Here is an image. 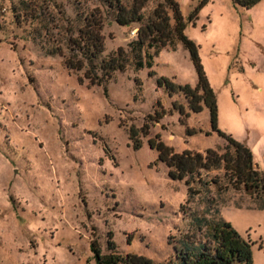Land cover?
<instances>
[{"label": "rangeland", "instance_id": "rangeland-1", "mask_svg": "<svg viewBox=\"0 0 264 264\" xmlns=\"http://www.w3.org/2000/svg\"><path fill=\"white\" fill-rule=\"evenodd\" d=\"M109 1L116 0H0V264H97L92 244L108 253L109 241L120 254L162 262L182 235L197 234L194 218L215 209L251 243V264H264V208L231 187L221 169L193 175L191 193L149 144L221 152L219 130L245 143L264 172V91H254L264 80L255 43L264 39V0L248 9L208 0L192 19L201 0H176L215 95L216 128L204 104L193 112L181 91L158 83L196 84L180 41L155 54L144 47L143 60L152 54L147 62H128L102 85L88 86L78 80L82 70L64 66L67 39L90 13L101 21V56L135 37L137 24L116 23ZM133 1L117 0L125 8ZM138 1L145 19L162 2Z\"/></svg>", "mask_w": 264, "mask_h": 264}, {"label": "trees", "instance_id": "trees-1", "mask_svg": "<svg viewBox=\"0 0 264 264\" xmlns=\"http://www.w3.org/2000/svg\"><path fill=\"white\" fill-rule=\"evenodd\" d=\"M208 0H201L191 11L188 19L195 17L198 7ZM242 8H249L260 0H230ZM114 7L113 20L120 25L136 23L135 37L126 43V48L118 46L112 54L101 56L103 52V37L100 33L101 21L96 14L90 13L82 17V25L77 28L74 37H68V54L63 56L64 66L71 71L82 70L78 76L80 82L85 81L88 86L102 85L115 70L123 71L128 62L134 68H139L152 54L142 49L153 48L155 54L159 48L173 45V39L180 41L188 52L196 72V84L175 85L165 78H159L158 83H163L169 91H181L189 109L198 112L204 104L209 111L210 122L215 127L216 103L215 95L209 87L205 74L199 63L197 44L187 38L183 33L185 22L179 13L176 0H162L153 10L152 17L144 18L139 12L142 2L133 1L132 5L125 8L110 1L107 7ZM168 9L171 13L172 25H169ZM144 61V62H143ZM218 134L226 140L221 152L214 148L201 151L183 150L174 152L160 140H150L158 152V158L168 168L171 179H183L189 186L191 193L195 192L190 187L193 175L199 171L221 169L226 175V181L235 189H243L250 195L251 203L264 208V172L254 164L250 148L243 142L233 139L219 130ZM146 132V129L145 131ZM132 147L138 148L140 141L137 138V129L129 128ZM200 182L199 179L195 180ZM205 183V182H203ZM197 192V191H196ZM197 234L182 235L181 245L175 248L173 255L162 262H154L148 257L134 253L120 254L114 251V244L109 241L108 253H101L93 243L92 249L97 264H251L250 246L248 240L239 234L217 214V210L208 216L194 218Z\"/></svg>", "mask_w": 264, "mask_h": 264}, {"label": "crops", "instance_id": "crops-1", "mask_svg": "<svg viewBox=\"0 0 264 264\" xmlns=\"http://www.w3.org/2000/svg\"><path fill=\"white\" fill-rule=\"evenodd\" d=\"M244 9H248V8H244ZM249 16L252 17V15H249ZM255 43L258 45V47H259V49H260V51H261V53L263 55V58H264V39L258 40ZM248 60H249V63L250 64H252V65H255L256 64L255 61H254V59H252V57L249 58ZM255 84L256 85H255L254 91H257L256 88H258L260 90V92H263L264 91V80H263V84H258V83H255Z\"/></svg>", "mask_w": 264, "mask_h": 264}, {"label": "built area", "instance_id": "built-area-1", "mask_svg": "<svg viewBox=\"0 0 264 264\" xmlns=\"http://www.w3.org/2000/svg\"><path fill=\"white\" fill-rule=\"evenodd\" d=\"M132 33L134 34V31Z\"/></svg>", "mask_w": 264, "mask_h": 264}]
</instances>
